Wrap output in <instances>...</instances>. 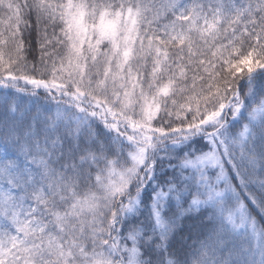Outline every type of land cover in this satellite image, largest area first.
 I'll return each instance as SVG.
<instances>
[{"label": "snow or ice", "instance_id": "obj_1", "mask_svg": "<svg viewBox=\"0 0 264 264\" xmlns=\"http://www.w3.org/2000/svg\"><path fill=\"white\" fill-rule=\"evenodd\" d=\"M0 264H264V0H0Z\"/></svg>", "mask_w": 264, "mask_h": 264}]
</instances>
